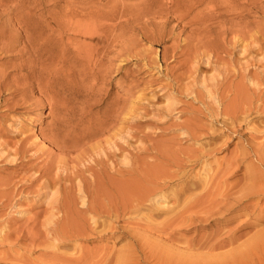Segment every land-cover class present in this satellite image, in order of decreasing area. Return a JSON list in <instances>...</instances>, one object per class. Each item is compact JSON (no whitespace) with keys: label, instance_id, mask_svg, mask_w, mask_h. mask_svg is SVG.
<instances>
[{"label":"rangeland","instance_id":"rangeland-1","mask_svg":"<svg viewBox=\"0 0 264 264\" xmlns=\"http://www.w3.org/2000/svg\"><path fill=\"white\" fill-rule=\"evenodd\" d=\"M0 16L7 37L21 17L48 39L41 61L68 58L49 96L0 91V264H264V0H0ZM25 58L0 50V72ZM163 190L187 221L122 216Z\"/></svg>","mask_w":264,"mask_h":264},{"label":"bare ground","instance_id":"bare-ground-1","mask_svg":"<svg viewBox=\"0 0 264 264\" xmlns=\"http://www.w3.org/2000/svg\"><path fill=\"white\" fill-rule=\"evenodd\" d=\"M2 3V2H1ZM17 8V7H16ZM12 10V9H11ZM35 10V9H34ZM19 11V10H18ZM42 12V11H41ZM9 13V12H8ZM39 12H37L38 14ZM36 14V13H35ZM40 14V13H39ZM34 15V14H33ZM41 15V14H40ZM29 17V16H28ZM35 17V16H34ZM5 18V17H4ZM1 19V16H0ZM14 19V17H13ZM12 19V20H13ZM4 21V19H3ZM9 24V21H6ZM86 22V21H85ZM85 22H79L78 23V35L77 38H79V42H82V38L86 37V38H96L97 36V29L96 27L98 25L94 26V23H85ZM3 23V22H2ZM15 23L16 25H19L20 27L17 28V30H15L17 33L13 36L7 37L6 35V30L5 29H1L0 31V41L2 42V47L0 48L1 50V54L3 55L4 59H11L13 57L15 58H19V57H23V56H27V58H25L19 65H15V71H1L0 72V91L4 90L9 92L10 96L14 97V96H21V101H24L25 99H27L30 96H34V92L38 91L39 94L41 95H47L49 96L51 91L55 89V84L58 83L55 81V78L57 76L58 73V67L60 65V63L62 62L63 67L66 65L67 63V53L64 51L62 53L61 56H53L52 54H50V56H48L46 58V60L41 61L42 58H44V56L47 53L48 49H45L46 44L48 43V39L47 40H43L42 36L40 35L39 37L35 35L34 32L31 31V25L28 21L22 19L21 17H16L15 19ZM38 23V22H37ZM11 24V23H10ZM15 25V24H14ZM13 27V26H12ZM45 27V26H44ZM104 30V29H103ZM50 33V32H49ZM46 35V34H45ZM24 37V47L23 49L19 51V56H11V51L14 48L13 44L14 41L17 37ZM48 36V34H47ZM20 37V38H21ZM70 37V36H69ZM19 38V39H20ZM70 40V39H69ZM18 41V40H17ZM21 41V40H19ZM52 42V41H51ZM91 42V41H90ZM23 43V42H21ZM87 43V42H86ZM85 45V44H84ZM88 45V44H87ZM85 45V47L87 46ZM90 45V44H89ZM88 45V46H89ZM19 46V45H18ZM53 46V45H52ZM83 46V44H82ZM84 47V46H83ZM88 48V47H87ZM18 49V48H15ZM81 49V48H80ZM83 49V48H82ZM86 49V48H85ZM60 55V54H59ZM8 62V61H7ZM60 62V63H59ZM61 71V70H60ZM59 71V72H60ZM11 74H14V76H11ZM57 79V78H56ZM57 85V84H56ZM54 87V89H53ZM52 91V93H54ZM29 95V96H28ZM54 96V94H53ZM56 96V95H55ZM27 97V98H26ZM52 97V96H51ZM34 98V97H33ZM53 98V97H52ZM55 98V97H54ZM19 103V102H18ZM22 103V102H21ZM237 116V115H236ZM234 118V117H233ZM238 118V117H237ZM236 118V119H237ZM235 119V118H234ZM235 119V120H236ZM239 119V118H238ZM232 120V119H231ZM230 120V121H231ZM237 121V120H236ZM232 122V121H231ZM54 135V134H53ZM52 137V136H51ZM56 137V135H55ZM56 140V139H55ZM261 151V150H260ZM259 151V152H260ZM204 164V163H203ZM251 173V172H250ZM248 174V173H247ZM248 176V175H247ZM205 179L203 181V184L201 183V186L203 189H206L207 186L209 185V181L207 178L209 177V179L211 178L210 173L207 171L205 174ZM251 176L249 175V179ZM255 179V177L253 178ZM202 180V179H201ZM253 181V180H252ZM255 181V180H254ZM171 182V181H170ZM258 183V181H257ZM247 184V183H246ZM245 184V185H246ZM200 185V183H199ZM244 187L237 192V194H239V197H234L237 198V200H235L234 205L231 204L229 207H231L232 209H236L235 205L238 203H242L243 199L246 198V194L244 193V188L246 189L247 187ZM254 185V184H253ZM258 184H256L257 186ZM175 186V185H174ZM210 186V185H209ZM252 186V185H251ZM81 187V186H80ZM161 187V186H159ZM261 187V186H260ZM196 188V187H195ZM210 188V187H208ZM249 188V187H248ZM254 188V187H253ZM259 188V187H258ZM191 188H188L187 190L190 192L192 190H190ZM260 189V188H259ZM170 190V189H169ZM249 190V189H248ZM263 192V188L261 189ZM166 191V190H165ZM165 191H160V192H155V193H150L147 192L145 193L142 197L134 199L133 203L130 204L129 206H125L123 207V212L124 214L122 215L123 217L127 216L128 218L132 215H140V214H151L154 210L155 211H160L161 212V216H166V222L168 224V226L170 228L174 227L176 224H178V222L184 221L189 218V215H187V211L189 210L187 208V205H185V203H187L188 201L186 200L185 196H184V200L180 201L179 196H181L180 193L178 192H173V194H175V196L177 197V204L176 202L170 204V200L168 199L167 193H165ZM82 192V191H81ZM167 192V191H166ZM183 192L184 193H188L185 192V189L183 188ZM261 192V191H260ZM84 196H81V201H82V205L86 204V195L88 196V191L83 190ZM183 193V194H184ZM255 193V192H254ZM82 194V193H80ZM169 194V193H168ZM260 194V193H259ZM83 195V194H82ZM235 195V193H234ZM232 195V196H234ZM187 196V195H186ZM195 196H197V193H193L191 192L190 197H187L188 199H192ZM222 196V195H221ZM183 197V196H182ZM79 198V197H78ZM133 198V197H132ZM212 198V197H211ZM173 199V198H171ZM204 199V198H203ZM202 199V200H203ZM228 199V198H227ZM187 202H186V201ZM225 200V199H224ZM99 201V200H98ZM204 201V200H203ZM215 201V200H214ZM135 202V203H134ZM181 203L183 205H181ZM201 203V202H200ZM226 203V202H225ZM89 204V202H88ZM94 204V203H93ZM250 204V203H249ZM199 203L198 206H196V208L199 207ZM90 206V205H89ZM95 206V204H94ZM101 206V205H100ZM203 206V205H202ZM247 206V205H246ZM84 207V206H83ZM88 207V206H87ZM205 207V206H204ZM89 214H93L92 215V223H93V227L95 229L96 227V231L97 232H93V233H99L102 234V237H107L108 235H111V229H115L114 226H110L108 224V222L110 223V221L106 218H103V215L101 213L100 210H97L95 207H89ZM122 208V207H121ZM193 208V207H192ZM191 208V209H192ZM88 209V208H87ZM190 209V210H191ZM199 209V208H198ZM203 209V208H202ZM234 209V210H235ZM92 210V211H91ZM113 210V209H112ZM193 210V209H192ZM237 210V209H236ZM111 211V210H110ZM206 212V211H205ZM113 213V212H112ZM115 214L117 212H114ZM159 213V212H158ZM157 213V215H158ZM195 213V212H194ZM96 214V215H95ZM153 214V213H152ZM109 215V213H108ZM129 215V216H128ZM116 216L118 218L121 219V215L119 214V212L116 214ZM108 217L109 216H105ZM116 217V218H117ZM126 217V219H127ZM133 217V216H132ZM131 217V218H132ZM139 217V216H138ZM150 217V216H149ZM115 218V219H116ZM131 218H129L131 220ZM160 217H158L159 219ZM135 219V218H134ZM162 219V218H161ZM91 220V218H90ZM119 220V219H118ZM136 220V219H135ZM153 220V219H152ZM115 221V220H114ZM117 221V219H116ZM129 222V220H126V222ZM187 221V220H186ZM113 222V219H112ZM120 222V221H119ZM133 222V221H132ZM175 222H177L176 224H174ZM90 224V223H88ZM171 225H174L171 227ZM89 226V225H88ZM87 226V227H88ZM182 226V225H181ZM89 229L92 227H88ZM90 229V230H91ZM84 230V229H83ZM86 231V230H85ZM93 231V230H91ZM95 231V230H94ZM1 232V231H0ZM83 232V231H82ZM54 233V232H53ZM167 233V231H166ZM55 234V233H54ZM256 234V233H255ZM258 234V233H257ZM83 235V234H81ZM107 235V236H106ZM166 235V234H165ZM56 236V235H55ZM59 236V235H58ZM63 236V234H62ZM101 237V238H102ZM166 237V236H165ZM61 239V238H60ZM57 240V239H56ZM54 240V241H56ZM189 240V239H188ZM221 240V239H220ZM264 240V239H263ZM184 242V241H183ZM218 242V241H217ZM220 242V241H219ZM222 243V242H221ZM219 245V243H218ZM224 245V244H223ZM81 246V245H80ZM54 247V246H53ZM59 247V246H58ZM77 248V247H76ZM72 249V251L76 250L78 251V249ZM65 249V248H64ZM84 249V248H83ZM108 250V248H107ZM111 250V249H110ZM109 250V251H110ZM195 250V249H194ZM82 251V249L80 250ZM106 249H103L96 254H93L92 256H85L83 253V255H81L80 257L77 258H73V257H69L67 258L66 256V261H68L67 263L70 264H96L98 261H101V259H103V257L105 256V252ZM112 251L114 252L115 249H112ZM130 251V250H129ZM79 252V251H78ZM69 253V252H68ZM72 253V252H71ZM76 253V252H75ZM85 253V252H84ZM112 253V252H111ZM115 253V252H114ZM79 254V253H78ZM88 254V253H87ZM90 254V253H89ZM88 254V255H89ZM58 255V254H57ZM64 255V254H63ZM71 255V254H70ZM75 255V254H74ZM110 255V254H109ZM109 255L107 257H109ZM115 256V254H113ZM112 255V256H113ZM78 256V255H77ZM111 256V255H110ZM111 256V257H112ZM127 256V254H126ZM46 257V256H45ZM50 257V256H49ZM60 257V256H59ZM59 257H57L59 259ZM63 257V256H61ZM48 258V257H47ZM105 258V257H104ZM113 258V257H112ZM118 258V257H117ZM125 258H123L122 260H124ZM129 259V258H128ZM50 260V259H49ZM64 260V259H63ZM107 258H105V260H103L102 262H105L107 264L108 261H106ZM111 260H115V259H111ZM126 260V259H125ZM64 261V262H66ZM110 261V260H109ZM127 262V261H126ZM125 262V263H126ZM109 263V262H108ZM111 263V261H110ZM116 263V260H115ZM120 264V262H119Z\"/></svg>","mask_w":264,"mask_h":264}]
</instances>
